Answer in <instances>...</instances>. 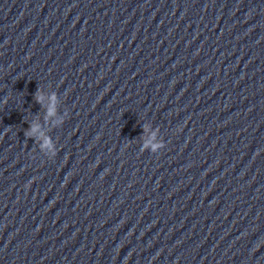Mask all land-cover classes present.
Listing matches in <instances>:
<instances>
[{"label":"water","instance_id":"obj_1","mask_svg":"<svg viewBox=\"0 0 264 264\" xmlns=\"http://www.w3.org/2000/svg\"><path fill=\"white\" fill-rule=\"evenodd\" d=\"M0 264H264V0H0Z\"/></svg>","mask_w":264,"mask_h":264},{"label":"clouds","instance_id":"obj_2","mask_svg":"<svg viewBox=\"0 0 264 264\" xmlns=\"http://www.w3.org/2000/svg\"><path fill=\"white\" fill-rule=\"evenodd\" d=\"M35 100L40 104L45 112L44 120L46 123H50L52 127L59 128L63 125L64 116L58 114L59 100L55 93L45 94L42 91H38ZM7 101L5 100V103ZM145 137L142 143L141 151H150L151 153H157L165 147L162 140L158 139L159 130H153L150 126L144 128ZM27 138H31L37 143L39 151L46 155L49 159H52L57 154L55 143L52 139L43 131L39 122H33L29 124L28 130L25 132Z\"/></svg>","mask_w":264,"mask_h":264}]
</instances>
